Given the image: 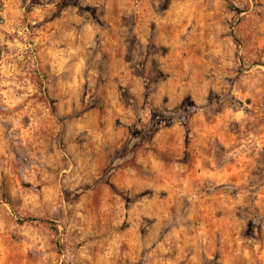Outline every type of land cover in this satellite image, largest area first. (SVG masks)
Here are the masks:
<instances>
[{
	"label": "rangeland",
	"instance_id": "374dc122",
	"mask_svg": "<svg viewBox=\"0 0 264 264\" xmlns=\"http://www.w3.org/2000/svg\"><path fill=\"white\" fill-rule=\"evenodd\" d=\"M0 264H264V0H0Z\"/></svg>",
	"mask_w": 264,
	"mask_h": 264
},
{
	"label": "trees",
	"instance_id": "16d2710c",
	"mask_svg": "<svg viewBox=\"0 0 264 264\" xmlns=\"http://www.w3.org/2000/svg\"><path fill=\"white\" fill-rule=\"evenodd\" d=\"M32 220H34L33 218H31Z\"/></svg>",
	"mask_w": 264,
	"mask_h": 264
}]
</instances>
